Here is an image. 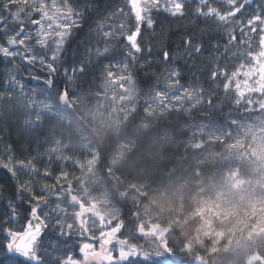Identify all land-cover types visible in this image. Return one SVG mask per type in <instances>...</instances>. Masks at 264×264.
<instances>
[{
    "label": "snow or ice",
    "instance_id": "6c2138e0",
    "mask_svg": "<svg viewBox=\"0 0 264 264\" xmlns=\"http://www.w3.org/2000/svg\"><path fill=\"white\" fill-rule=\"evenodd\" d=\"M0 58V264H179L167 232L147 243L155 226L89 190L98 157L62 151L43 120L53 99L93 93L184 159L250 131L264 122V0H0Z\"/></svg>",
    "mask_w": 264,
    "mask_h": 264
},
{
    "label": "trees",
    "instance_id": "16d2710c",
    "mask_svg": "<svg viewBox=\"0 0 264 264\" xmlns=\"http://www.w3.org/2000/svg\"><path fill=\"white\" fill-rule=\"evenodd\" d=\"M7 68L0 58V86ZM49 103L53 111L43 120L44 137L74 157H98L89 190L109 193L114 203L125 202L137 222L155 226L147 243L159 245L167 232L179 264H196L197 257L201 264H264V156L253 135L233 131L223 145L219 137L205 140L202 151L184 159L182 142L170 141L154 125L145 128L138 118L125 119L103 97L79 92L69 101ZM15 107L20 130L26 109ZM254 127L264 128V122ZM46 159L38 161L41 169Z\"/></svg>",
    "mask_w": 264,
    "mask_h": 264
},
{
    "label": "rangeland",
    "instance_id": "374dc122",
    "mask_svg": "<svg viewBox=\"0 0 264 264\" xmlns=\"http://www.w3.org/2000/svg\"><path fill=\"white\" fill-rule=\"evenodd\" d=\"M261 129H264V128L253 126L250 131L245 130L244 132L249 133L255 137V140L257 143V149L264 156V131H262ZM151 231L153 233L154 228H152ZM161 237H162V235L159 236V239H161Z\"/></svg>",
    "mask_w": 264,
    "mask_h": 264
}]
</instances>
